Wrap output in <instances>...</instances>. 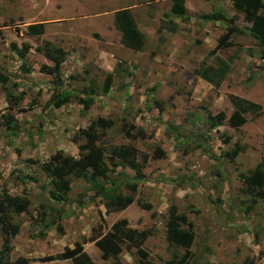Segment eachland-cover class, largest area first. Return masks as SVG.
I'll return each mask as SVG.
<instances>
[{
	"label": "rangeland",
	"instance_id": "374dc122",
	"mask_svg": "<svg viewBox=\"0 0 264 264\" xmlns=\"http://www.w3.org/2000/svg\"><path fill=\"white\" fill-rule=\"evenodd\" d=\"M171 2L0 0V70L9 77L0 83V114L8 95L21 96L10 111L21 131L13 135L0 128V191L29 200L26 211L11 214L19 224L11 260L25 256L27 264H59L38 258L77 241L96 264H146L131 243L122 244L117 259L107 260L94 244L114 222L126 219L127 226L150 231L141 245L147 260L168 264L184 252L166 240L167 208L175 204L193 223L189 264H242L248 258L264 264V201L243 181L256 166L264 172V46L232 0H184V16L170 12ZM125 7L143 41L139 50L124 44L114 24L115 10ZM215 13L240 27L217 49L227 25L203 18ZM38 23L43 33L30 34L28 25ZM51 46L65 51L59 75L73 95L92 99L89 108L73 99L60 107L45 105L54 77L41 66L54 63L37 49ZM107 73L111 86L102 92ZM250 104L255 110L241 111ZM98 116L115 121L98 142L108 179L71 175L64 198L53 199L51 176L41 161L58 149L77 157L83 140L73 142L72 136ZM122 120L135 126L132 133L141 128L144 135L126 136ZM120 146L136 148L142 179L128 167L108 164L110 151ZM156 148L164 155L158 157ZM111 180L123 195L130 193L125 183H136L134 201L152 208L133 202L106 212L105 199L91 196L109 188ZM1 238L0 231V245Z\"/></svg>",
	"mask_w": 264,
	"mask_h": 264
},
{
	"label": "trees",
	"instance_id": "16d2710c",
	"mask_svg": "<svg viewBox=\"0 0 264 264\" xmlns=\"http://www.w3.org/2000/svg\"><path fill=\"white\" fill-rule=\"evenodd\" d=\"M232 4L237 11L243 13V18L250 23L248 30L251 36L257 41V44L264 46V0H232ZM170 12L177 16H184L186 13L184 0H172ZM203 18L209 21H224L227 25L226 31L220 36L214 49L229 44L231 35L240 32V27L233 24L232 19H227L221 14H205ZM114 24L121 30L122 41L126 46L133 50L141 49L143 41L135 27L128 7L115 10ZM27 31L30 34H41L43 33V26L41 23L31 24L28 25ZM37 50L42 51L43 54L54 63L51 67L48 65L41 66L42 72L53 75L54 77L53 90L45 105L47 107H60L73 99L76 100L77 103L82 104L83 109L89 108L92 99L89 98L88 95L87 97L73 95L75 90L68 86L59 75L58 67L65 55V51L54 46L44 49L38 48ZM23 56L24 52H20V57ZM207 69L210 70V68H206L204 72L209 71ZM220 72L224 71L220 69ZM8 79V75L0 70V83H4L8 81ZM111 81V73H107L101 88L102 92H107L109 90ZM20 100L21 96L8 95L6 99V111L0 114V128L3 127L7 129L13 135H17L21 131V127L10 111L18 106ZM254 107L256 106L250 104L242 106L240 109L241 111H253L255 110ZM114 124L115 121L109 117L98 116L90 120L86 126L80 127L71 138L73 142H77L79 139L83 140L82 143L77 144V157L64 154L61 149H58L47 159L41 161L42 170L51 176L53 190L50 194L53 199L59 201L64 198V194L70 189L69 177L71 175L92 181L95 180L96 177L108 179L107 172L109 168L104 161V150L98 142L105 135L106 130L113 127ZM134 128L135 126L133 124L124 120L121 121V129L126 136L134 137V135H144L141 128L136 129L135 133H132ZM18 152L19 151H17V153ZM155 153L158 157L164 155V152L159 148L155 149ZM136 156L137 150L133 146L115 147L110 151L108 164L112 168L128 167L134 171L135 179H142L144 177V173L142 172L143 162L140 163L137 161ZM26 161L32 163L38 162V160L32 158H27ZM25 178L34 180L31 176H26ZM243 181L250 187V191L256 190L255 196L264 201V172L259 166H256L248 176H244ZM115 182V180L109 181V188L106 185L100 187V190L96 191L91 196V200L98 195L104 198L106 212L122 210L133 202L146 210L152 208L149 202H142L136 199L134 201L136 183H125L124 186L130 193L128 195H123L122 193L115 192ZM28 205L29 200L27 198L10 195L5 190L0 191V231L2 234L0 264H27L29 261L25 256H18L13 260L10 259V252L12 250L11 240L19 231V224L12 222L11 214L26 211ZM53 222L56 224V230L59 233H63L62 225L56 221ZM53 222H51V224H53ZM165 226L166 240L184 248L182 255L176 260L168 261V264H189L192 257L190 246L194 240L193 223L187 219L184 213L177 212L175 204H171L167 208ZM149 234V230L138 231L127 226L126 219H120L114 222L104 234L95 239L94 244L100 250L101 258L107 260L111 257L117 259V255L121 252L122 244L125 242L131 243L136 247V253L140 256L141 260H146V264H156L147 260L148 252L141 247ZM54 259H70L73 264H95L84 250L82 244L77 241L74 243L73 247L66 246L61 252L38 258L39 261H50ZM116 262L108 264H116ZM253 263V259L248 258L242 264Z\"/></svg>",
	"mask_w": 264,
	"mask_h": 264
},
{
	"label": "crops",
	"instance_id": "0c3cea01",
	"mask_svg": "<svg viewBox=\"0 0 264 264\" xmlns=\"http://www.w3.org/2000/svg\"><path fill=\"white\" fill-rule=\"evenodd\" d=\"M69 247V246H68ZM98 249V248H97ZM99 250V249H98ZM100 251V250H99ZM88 254V253H87ZM89 255V254H88ZM89 257H90V255H89ZM91 258V257H90ZM70 259H64V262H68ZM92 260V259H91ZM52 261H54L55 263L56 262H58L59 264H61V262H60V260H58V259H54V260H50V261H48V262H52ZM93 261V260H92ZM44 262H47V261H44ZM70 262H71V264H73V262H72V260H70ZM94 262V261H93ZM95 263V262H94ZM57 264V263H56ZM96 264V263H95Z\"/></svg>",
	"mask_w": 264,
	"mask_h": 264
}]
</instances>
